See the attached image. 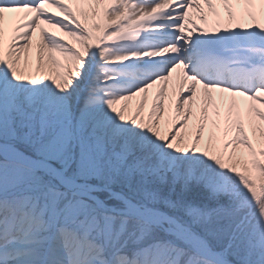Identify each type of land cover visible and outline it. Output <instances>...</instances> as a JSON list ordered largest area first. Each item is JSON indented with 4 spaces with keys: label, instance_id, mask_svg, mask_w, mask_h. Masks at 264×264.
<instances>
[{
    "label": "snow or ice",
    "instance_id": "6c2138e0",
    "mask_svg": "<svg viewBox=\"0 0 264 264\" xmlns=\"http://www.w3.org/2000/svg\"><path fill=\"white\" fill-rule=\"evenodd\" d=\"M0 264H264V0H0Z\"/></svg>",
    "mask_w": 264,
    "mask_h": 264
}]
</instances>
